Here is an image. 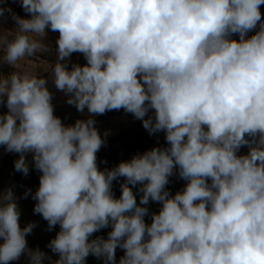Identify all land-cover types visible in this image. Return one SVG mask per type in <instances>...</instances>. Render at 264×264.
Wrapping results in <instances>:
<instances>
[{"label": "clouds", "instance_id": "obj_1", "mask_svg": "<svg viewBox=\"0 0 264 264\" xmlns=\"http://www.w3.org/2000/svg\"><path fill=\"white\" fill-rule=\"evenodd\" d=\"M19 2L29 18L0 7L16 25L0 30V65L49 51L46 30L58 32L53 83L89 116L65 125L46 78L0 74V146L19 154L25 176L32 154L39 186L24 197L49 231L59 225L51 261L28 246L37 225L21 227L13 189L0 192V264H86L89 255L117 264L118 248V264H264V0ZM73 53L86 64L69 68ZM121 109L167 146L101 170L106 140L94 117ZM174 174L186 184L173 195ZM150 202L160 208L148 223ZM105 228L107 238H91Z\"/></svg>", "mask_w": 264, "mask_h": 264}, {"label": "trees", "instance_id": "obj_2", "mask_svg": "<svg viewBox=\"0 0 264 264\" xmlns=\"http://www.w3.org/2000/svg\"><path fill=\"white\" fill-rule=\"evenodd\" d=\"M0 7L10 8L12 13L19 15L22 18H29V15L24 12L20 6L19 0H0ZM1 20L13 21L10 13L5 12L4 16L0 17ZM51 31V30H49ZM58 33V32H57ZM68 66H72L73 63H67ZM3 72L9 74L12 71H16L7 64L0 65ZM7 111V108L0 104V114ZM120 114H126L128 118L133 119L118 125L115 132L109 135H102L101 130L109 125L115 116ZM54 115L60 117L65 125L73 124L77 119H87V116H83L81 112H78L74 106L68 105L66 102L60 105H54ZM96 124L95 126L99 130L106 143L101 147L97 153V164L98 167L103 170L105 168H113L119 162L129 160L135 154L150 150L153 147L160 146L166 147V141L164 139V133L160 132L154 135H149L146 129L143 128L142 122L135 119L130 113H125L123 109L108 111L104 115H97L94 117ZM17 153L11 154L4 150L0 146V192L11 187L18 197V205L21 210L20 224L21 227L25 226L28 222H35L36 227L33 232L29 234L26 239L30 248H39L40 250L47 253L51 258V261L58 259V256L53 254L47 247V244L53 239L56 233L59 231V225L55 226L51 231L48 230L47 222L39 215L34 214L33 208L36 201L28 195L24 197L26 190L30 189L32 193L36 191L39 186V173L34 167H32V154H27V160L29 162V173L27 176L20 172H17L14 168V161L16 160ZM123 183V178L113 181L112 190L114 195L118 198L121 194L120 184ZM186 181L180 179L178 174H174L169 178V184L166 186L167 189L173 195L177 191H181L185 186ZM140 185L133 188V191L137 195V202L139 203V197L142 195L138 191ZM149 208V216H146V222L150 223V214L152 212H158L160 205L156 202H150L147 206ZM110 228L102 229L101 231L94 233L91 238L96 236H103L107 238V233ZM2 242V241H0ZM124 255L122 249L116 250L117 264L119 258ZM10 264H27V258L22 256L19 261H12ZM45 264H50V261L46 260ZM86 264H103L101 259L89 255L86 258Z\"/></svg>", "mask_w": 264, "mask_h": 264}, {"label": "crops", "instance_id": "obj_3", "mask_svg": "<svg viewBox=\"0 0 264 264\" xmlns=\"http://www.w3.org/2000/svg\"><path fill=\"white\" fill-rule=\"evenodd\" d=\"M260 10L262 13V19H264V5L260 6ZM15 27H16V25H15L14 20L13 21H6V20L0 21V30H13ZM46 31H47V37L44 40V43L49 45V51L42 52V53L37 54L36 56L31 57V58H25L24 60H22L18 63V65L15 69H16V71L21 72V73H23V72L38 73V74L42 75L44 78H46L48 81L47 86H48L49 90L53 93V100H52L53 105H60L64 102H66L67 97L65 96V94L63 92H60L55 88V85L53 83V78L51 76L50 69H49V65H52L56 62V47H57L56 46V40H57L59 34L57 32H52L49 30H46ZM254 31L249 32L248 36L250 37L251 35H253ZM232 38L238 39L239 37L237 34H234ZM67 63L84 65V64H86V60H85L83 54L73 53L71 55L70 59L67 61ZM68 67L71 68L72 66H68ZM0 74H3L5 76L8 75L7 73L2 71L1 67H0ZM81 114L83 116H87V117L89 116L86 109ZM248 150L249 149L247 146L241 147L238 154H240V155L247 154ZM11 154H14V153H11ZM18 156H19V154L17 155L16 159H18Z\"/></svg>", "mask_w": 264, "mask_h": 264}, {"label": "rangeland", "instance_id": "obj_4", "mask_svg": "<svg viewBox=\"0 0 264 264\" xmlns=\"http://www.w3.org/2000/svg\"><path fill=\"white\" fill-rule=\"evenodd\" d=\"M133 119L128 118L127 115L125 114H121L118 115L116 117H114L111 121V123L107 126H105L102 130H101V134L105 136L112 134L113 132H115L116 128L118 127L119 124L121 123H125L127 121H132ZM143 153V152H141ZM132 158V157H131Z\"/></svg>", "mask_w": 264, "mask_h": 264}, {"label": "built area", "instance_id": "obj_5", "mask_svg": "<svg viewBox=\"0 0 264 264\" xmlns=\"http://www.w3.org/2000/svg\"><path fill=\"white\" fill-rule=\"evenodd\" d=\"M54 49V48H53Z\"/></svg>", "mask_w": 264, "mask_h": 264}]
</instances>
